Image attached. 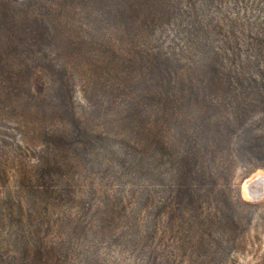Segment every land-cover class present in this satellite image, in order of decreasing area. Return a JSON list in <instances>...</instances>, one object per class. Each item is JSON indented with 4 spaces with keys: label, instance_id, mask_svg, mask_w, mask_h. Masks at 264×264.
<instances>
[{
    "label": "rangeland",
    "instance_id": "rangeland-1",
    "mask_svg": "<svg viewBox=\"0 0 264 264\" xmlns=\"http://www.w3.org/2000/svg\"><path fill=\"white\" fill-rule=\"evenodd\" d=\"M123 2L0 0V264H264V169L174 161L227 90L195 46L221 10Z\"/></svg>",
    "mask_w": 264,
    "mask_h": 264
},
{
    "label": "trees",
    "instance_id": "trees-1",
    "mask_svg": "<svg viewBox=\"0 0 264 264\" xmlns=\"http://www.w3.org/2000/svg\"><path fill=\"white\" fill-rule=\"evenodd\" d=\"M172 1L185 2L186 8L194 10L198 0ZM204 1L209 3L207 6L219 8L221 18L214 26L204 27L203 37L195 46H202L212 56L209 64L217 72L213 73L214 81L227 90L217 91L221 95L215 102L216 111L208 109L201 138L193 137L187 152L181 154L178 150L176 157L174 152L177 176L182 182H189L197 173L204 179L208 176L206 181L215 182L206 166L212 154L219 152L227 153L230 159L233 157L244 167L246 175L264 169V64H257L255 71L249 65L251 52L264 55V0ZM127 6L124 0L123 7ZM223 74H227L226 82L221 77ZM202 154L210 157L205 159Z\"/></svg>",
    "mask_w": 264,
    "mask_h": 264
},
{
    "label": "water",
    "instance_id": "water-1",
    "mask_svg": "<svg viewBox=\"0 0 264 264\" xmlns=\"http://www.w3.org/2000/svg\"><path fill=\"white\" fill-rule=\"evenodd\" d=\"M244 183L250 199L256 200L262 197L264 193V178L259 173L246 178Z\"/></svg>",
    "mask_w": 264,
    "mask_h": 264
},
{
    "label": "bare ground",
    "instance_id": "bare-ground-1",
    "mask_svg": "<svg viewBox=\"0 0 264 264\" xmlns=\"http://www.w3.org/2000/svg\"><path fill=\"white\" fill-rule=\"evenodd\" d=\"M244 195L248 196V190L246 189V184L244 185ZM249 197V196H248Z\"/></svg>",
    "mask_w": 264,
    "mask_h": 264
}]
</instances>
